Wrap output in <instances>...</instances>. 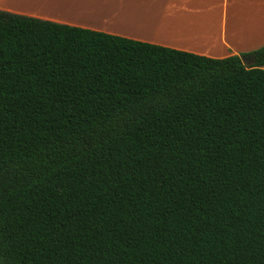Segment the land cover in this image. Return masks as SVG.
Instances as JSON below:
<instances>
[{"label": "trees", "instance_id": "1", "mask_svg": "<svg viewBox=\"0 0 264 264\" xmlns=\"http://www.w3.org/2000/svg\"><path fill=\"white\" fill-rule=\"evenodd\" d=\"M263 66L0 9V262L264 264Z\"/></svg>", "mask_w": 264, "mask_h": 264}, {"label": "crops", "instance_id": "2", "mask_svg": "<svg viewBox=\"0 0 264 264\" xmlns=\"http://www.w3.org/2000/svg\"><path fill=\"white\" fill-rule=\"evenodd\" d=\"M0 9L215 58L264 46V0H0Z\"/></svg>", "mask_w": 264, "mask_h": 264}, {"label": "rangeland", "instance_id": "3", "mask_svg": "<svg viewBox=\"0 0 264 264\" xmlns=\"http://www.w3.org/2000/svg\"><path fill=\"white\" fill-rule=\"evenodd\" d=\"M0 264H3V263L0 262Z\"/></svg>", "mask_w": 264, "mask_h": 264}]
</instances>
